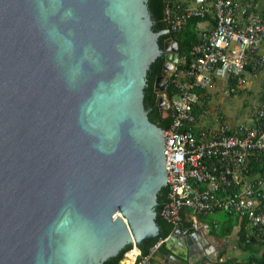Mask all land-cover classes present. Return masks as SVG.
<instances>
[{"label": "water", "instance_id": "water-1", "mask_svg": "<svg viewBox=\"0 0 264 264\" xmlns=\"http://www.w3.org/2000/svg\"><path fill=\"white\" fill-rule=\"evenodd\" d=\"M166 32L148 0H0V264H103L159 234L164 129L144 96L165 53L155 91L170 108L181 55ZM174 234L166 262L192 264Z\"/></svg>", "mask_w": 264, "mask_h": 264}, {"label": "built area", "instance_id": "built-area-1", "mask_svg": "<svg viewBox=\"0 0 264 264\" xmlns=\"http://www.w3.org/2000/svg\"><path fill=\"white\" fill-rule=\"evenodd\" d=\"M165 1L167 31L180 32L191 19L202 20L191 60L180 57L184 68L176 66L170 73L175 92L169 108L173 120L163 131L168 192L161 216L173 232L181 227L204 233L201 217L225 211L240 224L245 221L247 237L264 242V173H247L250 159L264 155V101L250 124L217 120L218 126L208 130L199 128L195 115V106L215 79L242 84L244 73L264 70V9H257L254 0ZM203 22L208 26H200ZM164 240L149 254L132 244L120 263L160 264L153 254Z\"/></svg>", "mask_w": 264, "mask_h": 264}, {"label": "trees", "instance_id": "trees-1", "mask_svg": "<svg viewBox=\"0 0 264 264\" xmlns=\"http://www.w3.org/2000/svg\"><path fill=\"white\" fill-rule=\"evenodd\" d=\"M165 0H148V8L151 14V18L153 21V30L154 31H165L168 30V25L164 20L165 13ZM200 18L191 19L187 25L180 32H172L167 31L159 37V45L163 49L164 42L167 38L172 37L175 41H177L179 46L180 57H186L189 62L192 58V50L194 45L198 42V31H197V23L201 21ZM165 63V58L163 55H160L152 62L148 71H147V85L145 87V96H144V106L148 112V116L150 120L157 125H159L162 129H167L170 127L172 123V116L163 115L160 111V107L158 105V93L155 91V82L157 77L160 74V71ZM177 68H184V65L179 62L177 64ZM237 80H231L229 85L231 87H236ZM198 90V89H197ZM175 92V89L172 85L169 86L167 90V95L169 100L172 99V96ZM197 106V105H196ZM195 106V115L197 120V115L199 109ZM248 174L253 175L259 172L264 173V155L259 156L257 158L252 157L248 164ZM167 188L162 187L158 192V204L155 208L157 212V224L159 225L160 232L154 237L147 239L145 242V246H139L143 254H149L152 247H154L159 241L165 239L169 236L174 228L171 223H169L166 219H164L161 214V208L164 203L167 201ZM223 212V218L221 223L218 224L217 227H214V224L211 223V234L218 238H226L230 236L233 232V228L235 222H238V218L228 212ZM220 213V212H219ZM216 214V213H215ZM202 218V217H201ZM245 221L241 223V229L239 231V241L238 246L241 251L245 254L242 258L239 257H229L224 260H221L224 255V251L220 253L219 260L215 264H264V242H260L254 236L250 238L246 235V230L244 229ZM132 247V244H127L115 257H111L104 261L103 264H120V261L123 259L124 254ZM159 250L163 252V254H167L169 250L161 244ZM176 264V263H172Z\"/></svg>", "mask_w": 264, "mask_h": 264}, {"label": "rangeland", "instance_id": "rangeland-1", "mask_svg": "<svg viewBox=\"0 0 264 264\" xmlns=\"http://www.w3.org/2000/svg\"><path fill=\"white\" fill-rule=\"evenodd\" d=\"M203 25L204 23H202ZM217 80V83H212L206 88L209 96L204 100L201 99L197 104L199 128L214 130L218 126V121L226 122L232 126L243 123L250 124L256 108L264 101V70L256 73H244L243 83L236 84L235 91H231V86L225 80L215 79V81ZM221 215H223L222 211L214 216ZM214 240L211 244L212 251L207 256L208 264H215L214 260H219L220 251L225 247L227 250V247L232 246L231 242L227 243L228 239ZM230 249L238 252L236 246ZM224 256L221 260L225 259Z\"/></svg>", "mask_w": 264, "mask_h": 264}, {"label": "crops", "instance_id": "crops-1", "mask_svg": "<svg viewBox=\"0 0 264 264\" xmlns=\"http://www.w3.org/2000/svg\"><path fill=\"white\" fill-rule=\"evenodd\" d=\"M255 1V4H256V7H257V9H259V10H261V9H264V0H254ZM210 22H212L211 20H210ZM204 23V25L202 26V23L200 24V26H202V27H205V26H208V24H207V22H203ZM261 51L262 52H264V44H263V46H262V48H261ZM218 82V80L217 81H214L213 82V84H215V83H217ZM227 83V82H226ZM209 96V92H207V89L205 90V96H204V98H202L203 100L204 99H206L207 97ZM198 106V105H197ZM197 106H196V108H197ZM197 120H198V116H197ZM217 120V119H216ZM226 123V122H225ZM199 125V124H198ZM200 126V125H199ZM216 214H218V213H216ZM215 214H212V215H209V216H206V217H202L201 218V221H202V227L204 228V232H205V237L207 238V240L212 244V242H214L215 240L214 239H216V240H220V239H224V238H218V237H216V236H214L213 234H211V223H213L214 224V222H217V224H220L221 223V220H222V218H223V215H221V216H214ZM220 222V223H219ZM241 227V224H240V221L238 220V222L236 223L235 222V225H234V228H233V232H232V234L230 235V236H228V237H226L225 239H228V242L227 243H232V246H229V247H227V250H226V247H225V249H221L222 251H224V258L226 259V258H229V257H239V258H242L243 256H245V254L241 251V249L239 248V246H238V241H239V231H240V228ZM183 229H185V228H182L181 230H182V233L181 234H178L177 236H175V238H174V242H173V244L177 247V250L178 251H180V252H183V251H186L187 252V256H188V258H189V260H190V262L192 263V264H202V263H200V262H198L195 258H193V254H189L188 253V249L187 248H185V249H183L182 248V246H180V244L178 243V241H181V242H183V244L185 243V237L186 238H189L190 237V235H187V233L186 232H184L183 231ZM210 238V239H209ZM214 238V239H213ZM198 240V239H197ZM198 243H199V240H198ZM233 246H236V248H238V252L236 251V250H234V249H230V248H232ZM194 247H195V245H194ZM204 247H203V245H202V247H201V249H203ZM168 249V248H167ZM183 249V250H182ZM197 249V248H196ZM195 249V250H196ZM169 250V252H170V249H168ZM239 250H240V252H242V253H240L239 252ZM222 251H220V253L222 252ZM168 252V253H169ZM196 252H197V250H196ZM168 253L167 254H163V252L161 251V250H157L154 254H153V258H154V260L156 261V262H158V263H160V264H172L173 262H170V263H167L166 262V259H167V257H168ZM207 256H208V254H206V253H204V250H203V254L201 255V258L204 260V261H206V264H208L207 263ZM215 261V260H214ZM217 262V261H216Z\"/></svg>", "mask_w": 264, "mask_h": 264}, {"label": "flooded vegetation", "instance_id": "flooded-vegetation-1", "mask_svg": "<svg viewBox=\"0 0 264 264\" xmlns=\"http://www.w3.org/2000/svg\"><path fill=\"white\" fill-rule=\"evenodd\" d=\"M161 55H163L164 56V58H165V53H162ZM162 71H163V67H162V69H161V71H160V74L162 73ZM159 74V75H160ZM159 95V94H158ZM160 111H161V113L163 114V115H166V116H170L171 115V110H167V112H164L163 111V109H161V107H160ZM175 232V231H174ZM174 232H173V234H174ZM175 236H177V234L175 233L174 234ZM198 240H199V243H198ZM197 241L196 240H194L193 238H185V243H184V249L185 248H187L188 249V252H190V246H192L193 245V247H194V245H195V247L197 248L196 250H197V252L196 253H194L193 254V258H195L198 262H200V263H202V264H206V261H204L202 258H201V255L203 254V250H205L206 251V254H208L209 252H208V250H210V251H212V245H211V243L210 242H208V240H206L207 242H208V244H207V246L205 247L204 245V240L203 239H198ZM202 245H203V249H201V247H202ZM121 264V263H120Z\"/></svg>", "mask_w": 264, "mask_h": 264}, {"label": "bare ground", "instance_id": "bare-ground-1", "mask_svg": "<svg viewBox=\"0 0 264 264\" xmlns=\"http://www.w3.org/2000/svg\"><path fill=\"white\" fill-rule=\"evenodd\" d=\"M133 255L130 253L128 257H132ZM128 263V259L124 261V264Z\"/></svg>", "mask_w": 264, "mask_h": 264}]
</instances>
